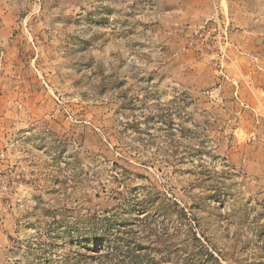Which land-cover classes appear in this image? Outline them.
<instances>
[{
    "label": "rangeland",
    "instance_id": "obj_1",
    "mask_svg": "<svg viewBox=\"0 0 264 264\" xmlns=\"http://www.w3.org/2000/svg\"><path fill=\"white\" fill-rule=\"evenodd\" d=\"M166 1L13 0L0 264H77L105 219L141 264H264V19Z\"/></svg>",
    "mask_w": 264,
    "mask_h": 264
},
{
    "label": "crops",
    "instance_id": "obj_2",
    "mask_svg": "<svg viewBox=\"0 0 264 264\" xmlns=\"http://www.w3.org/2000/svg\"><path fill=\"white\" fill-rule=\"evenodd\" d=\"M227 5L232 22V30L238 33L255 35L258 22L264 19V0H193L188 5L187 0L166 1L168 8L191 9L199 14L209 13L211 16L217 7L225 14L223 4ZM0 48L11 43L12 34L18 22L13 0L0 2ZM187 6V8H186Z\"/></svg>",
    "mask_w": 264,
    "mask_h": 264
},
{
    "label": "trees",
    "instance_id": "obj_3",
    "mask_svg": "<svg viewBox=\"0 0 264 264\" xmlns=\"http://www.w3.org/2000/svg\"><path fill=\"white\" fill-rule=\"evenodd\" d=\"M185 217L186 214H184V218ZM100 223L103 224L101 228L102 236L97 234H86L84 236V241H82V248L86 249L88 253H93L95 255H79L77 258H72L69 256L65 259V261L67 263L75 262L77 264H94L97 261H99L97 262L99 264H141V257L130 256V253L122 252L126 255V257L121 258V255L118 252V247H113L117 243L112 240V237L115 236L117 232H120V229H118L117 225L119 222L115 221L114 219H105L100 221ZM112 224L115 225L117 232L114 231L113 227L111 228V226H113ZM126 227L129 228L130 225H126ZM87 228L89 227H85V230H87ZM124 231L127 232V229ZM124 234L130 235L128 232ZM130 244L131 243L128 241V248L130 247ZM45 248H48V246H45Z\"/></svg>",
    "mask_w": 264,
    "mask_h": 264
},
{
    "label": "built area",
    "instance_id": "obj_4",
    "mask_svg": "<svg viewBox=\"0 0 264 264\" xmlns=\"http://www.w3.org/2000/svg\"><path fill=\"white\" fill-rule=\"evenodd\" d=\"M218 31L220 32V26L217 25L216 21H208L202 29V32L206 34L210 38V41L212 42L216 41L217 36H215V33ZM222 33H223V38L226 39L227 38V26L224 27Z\"/></svg>",
    "mask_w": 264,
    "mask_h": 264
}]
</instances>
